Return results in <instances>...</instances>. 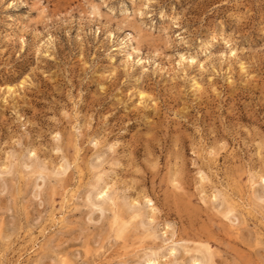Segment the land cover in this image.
Segmentation results:
<instances>
[{
  "label": "rangeland",
  "instance_id": "rangeland-1",
  "mask_svg": "<svg viewBox=\"0 0 264 264\" xmlns=\"http://www.w3.org/2000/svg\"><path fill=\"white\" fill-rule=\"evenodd\" d=\"M0 264H264V0H0Z\"/></svg>",
  "mask_w": 264,
  "mask_h": 264
},
{
  "label": "bare ground",
  "instance_id": "bare-ground-1",
  "mask_svg": "<svg viewBox=\"0 0 264 264\" xmlns=\"http://www.w3.org/2000/svg\"><path fill=\"white\" fill-rule=\"evenodd\" d=\"M112 202V201H111ZM111 204V203H110ZM104 205V204H103ZM114 205V204H113ZM117 206V205H116ZM103 207V206H102Z\"/></svg>",
  "mask_w": 264,
  "mask_h": 264
}]
</instances>
